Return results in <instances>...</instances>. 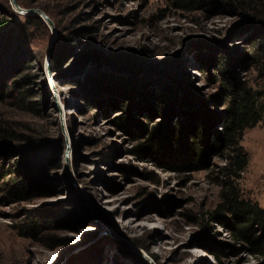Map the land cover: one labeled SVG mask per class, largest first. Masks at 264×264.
<instances>
[{
    "label": "rangeland",
    "instance_id": "rangeland-1",
    "mask_svg": "<svg viewBox=\"0 0 264 264\" xmlns=\"http://www.w3.org/2000/svg\"><path fill=\"white\" fill-rule=\"evenodd\" d=\"M14 1L52 28L0 0V121L49 155L29 168L40 194L0 192V264H155L148 254L157 264H264L210 219L225 153L192 163L175 148L190 109L218 128L224 70L264 98L252 22L226 13L225 0L196 11L168 0ZM240 146L248 164L235 186L264 210V116ZM6 148L0 164L17 165Z\"/></svg>",
    "mask_w": 264,
    "mask_h": 264
},
{
    "label": "trees",
    "instance_id": "trees-1",
    "mask_svg": "<svg viewBox=\"0 0 264 264\" xmlns=\"http://www.w3.org/2000/svg\"><path fill=\"white\" fill-rule=\"evenodd\" d=\"M168 1L175 9L183 11L204 10L214 6L211 0ZM217 4L226 13L237 15L243 20H250L254 25L256 32L249 41L253 54L252 64L258 66L260 77L264 80V0H225ZM218 80L224 95L223 112L219 119H215L213 113L211 117L215 119L212 124H219V129L213 126L212 128L209 126L211 132L204 129V125L199 124L202 120L200 112H193L190 109V122L186 127L181 122L177 129L179 135L176 136L178 140L176 153H180V158L192 163L200 162L201 157H205L209 151L214 155L225 153L224 165L219 169L222 177L220 202L210 214V219L231 230L236 238L248 243L253 251L264 254V210L257 204L241 199L235 186L236 180L240 178V174L248 164V155L240 146V142L244 131L255 127L262 120L264 98L261 99L260 93L253 91L247 82L240 80L234 73L230 75L227 69L219 74ZM154 98L159 103H163V98L159 99L157 96ZM211 99L213 97L209 100ZM6 126L7 124L0 121V143L3 142L7 147L1 155L4 153L8 158L17 157L19 162L7 168L0 164V192L5 193L11 200L28 199L42 192L38 187H33L31 181L33 174L29 173V168H36L40 160H44L49 155V150L43 148L40 139L13 135ZM188 136L197 142L188 145L186 143ZM198 141L203 143L201 147L195 145ZM15 142L19 144L15 145ZM161 145L159 141L156 146L158 150L165 147L163 142ZM0 157V160L4 159L3 156ZM133 244L140 248L136 243ZM148 257L157 264L154 255L148 254Z\"/></svg>",
    "mask_w": 264,
    "mask_h": 264
},
{
    "label": "water",
    "instance_id": "water-1",
    "mask_svg": "<svg viewBox=\"0 0 264 264\" xmlns=\"http://www.w3.org/2000/svg\"><path fill=\"white\" fill-rule=\"evenodd\" d=\"M12 3L14 5V7L16 8V10L20 11V12H24L26 15H33V16H37L39 18H41L49 27L52 28V22L50 21V19L40 10L37 9H29V10H22L21 8H19L15 1L12 0Z\"/></svg>",
    "mask_w": 264,
    "mask_h": 264
}]
</instances>
